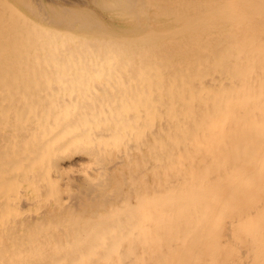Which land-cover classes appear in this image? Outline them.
<instances>
[{
	"label": "rangeland",
	"instance_id": "374dc122",
	"mask_svg": "<svg viewBox=\"0 0 264 264\" xmlns=\"http://www.w3.org/2000/svg\"><path fill=\"white\" fill-rule=\"evenodd\" d=\"M24 1L0 2V264H48L51 256L60 258L58 264H169V255L201 229L208 208L200 201L168 204V193L177 196L181 185L201 181L210 187L229 167L248 165L252 157L235 136L249 143L264 131V70L246 61L249 48L227 36L254 26L256 34L247 40L263 58L256 35L264 30V13L223 27L210 8L220 0ZM174 3L185 7L178 16L188 9L179 19L198 16L173 21L178 18L166 8ZM65 47L79 52L74 57ZM201 64L212 79L208 87L196 73ZM239 72L248 76V93L232 98ZM239 101L255 105L259 127L239 112ZM183 119L187 125L179 124ZM74 124L72 134H64ZM219 144V159L227 165L216 162ZM258 197V207L245 203L241 212L252 210L259 219L264 192ZM159 201L171 210L172 225L160 219ZM215 222L200 232L199 245L210 251L225 220L217 230ZM245 231L244 242L228 240L238 256L222 251L221 261L210 252L197 263L264 264V230ZM29 240L45 251L30 252L35 248ZM19 244L28 250L12 259ZM189 255L197 260L198 248Z\"/></svg>",
	"mask_w": 264,
	"mask_h": 264
},
{
	"label": "bare ground",
	"instance_id": "6f19581e",
	"mask_svg": "<svg viewBox=\"0 0 264 264\" xmlns=\"http://www.w3.org/2000/svg\"><path fill=\"white\" fill-rule=\"evenodd\" d=\"M7 1V0H6ZM24 1V0H23ZM119 1V0H117ZM122 2V0H120ZM126 1V0H125ZM128 1V0H127ZM135 1V0H134ZM202 1V0H201ZM204 1V0H203ZM206 1V0H205ZM209 1V0H208ZM1 2V0H0ZM29 2V1H28ZM27 2V3H28ZM171 1L169 0H165V3L169 4ZM187 2V1H186ZM223 2V3H221ZM240 0H220L219 1H215L212 2V7L211 10H212V14L215 15L213 18L215 19V17L218 15L217 18H219L218 20L219 23L217 24H221L224 25L225 24H228L229 22H236L237 24H241L243 25V22L247 18L248 15H245V14H256V17L260 14L257 15V13H264V0H242V2H244V5L241 6V8H238V5L240 4L239 3ZM23 3V2H22ZM24 3H26L24 1ZM173 3V2H172ZM3 4H5L3 2ZM184 4V3H183ZM198 4V3H197ZM206 4V3H204ZM7 5V4H6ZM5 5V6H6ZM26 5V4H25ZM228 6L227 8L225 7ZM149 6V5H148ZM167 6V5H166ZM182 3H174V5L168 10L166 8V13H169V16L170 17H173V19L175 17H177L178 19H172L173 21H179L181 23H185L187 22L188 20H191L193 18H196L198 15H193L190 19H179V18H182L184 16H182V14L184 12H186L185 7H184V11H182V13H180V16H178V12H179V9L180 7H182ZM187 6V5H186ZM200 6V5H199ZM206 6V5H205ZM28 7V6H27ZM189 7V5H188ZM196 7V6H195ZM207 7V6H206ZM4 8V7H3ZM165 8V7H164ZM205 8V7H204ZM208 8V7H207ZM209 8V9H210ZM228 8L230 10H228ZM17 9V8H16ZM23 9V8H22ZM25 9V7H24ZM195 9V8H194ZM201 9V8H200ZM20 10V9H19ZM191 10V9H190ZM204 10V9H203ZM206 10V9H205ZM228 12H227V11ZM164 11V10H163ZM201 11V10H200ZM258 11V12H257ZM188 12V11H187ZM193 12V11H192ZM195 12V11H194ZM34 13V12H33ZM165 13V14H166ZM6 15V14H5ZM31 15V14H30ZM183 15H186L185 13ZM192 15V14H191ZM212 15V16H213ZM4 16V15H3ZM182 16V17H181ZM188 16V15H187ZM211 16V14H210ZM15 17V16H14ZM158 17V16H157ZM259 17V16H258ZM6 18V17H5ZM36 18V17H34ZM161 18V17H160ZM204 18H207L208 20V16H203L201 17L200 19H204ZM212 18V17H211ZM216 18V19H217ZM146 20V19H145ZM197 20V19H195ZM212 20V19H211ZM213 21V20H212ZM216 21V20H215ZM260 21L264 24V15H261L260 16ZM39 22V21H38ZM197 22V21H196ZM211 22V21H210ZM256 22V21H255ZM180 23V24H181ZM209 23V20L206 24ZM215 23V22H214ZM254 23V22H253ZM261 23V24H262ZM29 24V23H28ZM188 24V23H186ZM205 24V23H204ZM261 24L259 25L261 27ZM8 25V24H7ZM138 25V24H137ZM9 26V25H8ZM32 26V25H31ZM220 26V25H219ZM245 26V25H244ZM251 26V24H250ZM178 27V26H177ZM222 27V26H221ZM254 26H251L250 27V31L246 32V33H243L242 35H238L237 33H235V31H233V29L228 32L227 36L228 38H231V41L232 43H237L238 45H240L241 47H244L245 49L249 48L248 50V55L246 57V61L250 64H253V65H259L262 67V69L264 70V61H263V58L260 57V49L256 47V45L254 43H252L251 41L247 40L249 38H251V36H254L255 33V30L254 31H251ZM264 27V26H263ZM11 28V27H10ZM239 28V27H238ZM243 28V27H242ZM252 28V29H251ZM241 29V28H240ZM2 30V28H1ZM201 30V29H200ZM203 31V30H202ZM201 31V32H202ZM243 31V29H242ZM7 32V30H6ZM37 32V31H36ZM200 32V33H201ZM212 32V31H211ZM242 33V32H241ZM3 34V32H2ZM51 36V35H50ZM248 36H250L248 38ZM257 37H259V40H257L258 42H260L261 44L264 45V30L262 29V32H260L258 35H256ZM10 38H12L11 36H9ZM225 39V38H224ZM255 39H257L255 37ZM8 40V38H7ZM56 40V39H55ZM79 40V39H78ZM222 40V38H218V40H216L218 43ZM10 41H12L10 39ZM210 41V40H209ZM215 41V40H214ZM8 42V41H7ZM51 42V41H50ZM229 42V41H228ZM82 43V42H81ZM102 43V42H101ZM104 43V42H103ZM183 43V42H182ZM256 43V42H255ZM9 44V43H8ZM65 44V43H64ZM75 44V42H74ZM78 43H76L77 45ZM237 44H235V46L237 47ZM84 45H89V41L88 42H84ZM233 47H234V44H232ZM49 46V45H48ZM101 48L104 47L103 44L100 45ZM172 46V45H171ZM60 48V47H59ZM62 48V47H61ZM156 48V47H155ZM54 49V48H53ZM95 49V48H94ZM196 49V48H195ZM230 49V48H229ZM64 50L68 51V54H72V56L74 54H77V52H73L74 49H71L70 47H65ZM78 50V48H77ZM168 50V49H167ZM231 50V49H230ZM228 50V52L230 51ZM155 53L156 50L154 49ZM240 51V50H239ZM37 52V51H36ZM35 52V53H36ZM39 52V51H38ZM54 52V51H53ZM71 52V53H70ZM7 53V52H6ZM160 53V52H159ZM236 53H238V51H236ZM62 54V53H60ZM80 54V53H79ZM32 55V54H31ZM241 56V54H239ZM68 56V55H67ZM221 56V55H220ZM218 56V61L215 60L216 64L217 65H220L222 64V58ZM238 56V55H237ZM74 57H76V55H74ZM31 58V57H30ZM152 58H155V57H152ZM145 59V58H144ZM73 60H75V58H73ZM154 60V59H153ZM240 59H237V57L234 59V67L235 69H237L238 65H239V61ZM263 61V62H262ZM30 62V61H29ZM233 62V61H232ZM7 63V62H6ZM152 63V62H151ZM221 63V64H220ZM233 64V63H232ZM14 65V64H13ZM24 65V63H23ZM44 65V64H43ZM155 65V64H154ZM229 65V64H227ZM2 66V65H1ZM175 66V65H174ZM177 66V65H176ZM219 66V67H220ZM155 69L157 68L156 66H154ZM258 67V66H257ZM23 68V67H22ZM159 68V67H158ZM38 70V69H37ZM156 71V70H155ZM155 71H153L155 73ZM160 71V70H159ZM28 72V71H27ZM79 72V71H78ZM158 72V71H157ZM40 73V72H39ZM44 73V72H43ZM159 73V72H158ZM196 73L199 75L200 77V80L202 81V85H205L208 87V85L211 83L212 79L211 77L209 76L208 72H207V67L204 66L203 64H201L199 67H198V70L196 71ZM253 73H259V71H256V72H253ZM80 74V73H79ZM263 74V73H262ZM158 75V74H156ZM155 75V76H156ZM253 75V74H252ZM255 75V74H254ZM257 77H261L260 75H255ZM157 77V76H156ZM215 77V76H214ZM24 78V77H22ZM158 78V77H157ZM199 80V81H200ZM237 80V82H235L237 85V88L235 90H232V92L230 93L231 94V97H235V98H239L238 96L240 95V93H244L247 89H248V85H249V79H248V76L247 74H242V73H238L237 75H235V81ZM200 83V84H201ZM225 83V82H223ZM197 83H191V85H195ZM194 87V86H193ZM221 90L225 89V84H222L221 86ZM204 88V87H203ZM207 89V88H206ZM15 90V89H14ZM247 92V91H246ZM245 92V93H246ZM248 93V92H247ZM229 94V95H230ZM37 97V96H36ZM172 98V97H171ZM262 100V99H261ZM37 101V100H36ZM28 102V101H27ZM22 104V103H21ZM34 104V103H33ZM5 105V104H4ZM238 105H239V112L240 113H243V115H245L247 118H246V121L250 120L251 122H254V123H258V120L255 118L256 117V112H253L252 111H255L253 110L254 106L255 105H250L249 103L247 104L246 102L244 101H239L238 102ZM261 110L264 111V105L261 104ZM195 114L197 115L198 114V110L195 111ZM241 115V114H240ZM177 119V118H176ZM184 120L183 119L182 121L179 122V124H183L184 125ZM187 121V120H186ZM187 123V122H186ZM185 123V124H186ZM233 124V123H232ZM251 124V123H250ZM166 125V124H165ZM187 125V124H186ZM259 127V123L258 124H255ZM75 126V124L69 128H66L65 130H63L64 134H72V128ZM158 126V124H157ZM163 126V124H162ZM48 127V126H47ZM183 127V126H182ZM166 128V127H165ZM257 128V127H256ZM255 128V129H256ZM263 129V127H262ZM161 130V129H160ZM264 130V129H263ZM166 131V130H164ZM163 134V133H162ZM145 135V134H144ZM209 138L210 135L208 136ZM264 131L262 132V134H258L257 137L255 138H251V141L249 143H252L253 141H257V143L255 142V144H249L248 142H244L240 139V136L239 137H236L235 136V141L241 145V148L242 149H246L245 151V155H248V157H252V160H246L248 162V165L246 163H238L236 164V168H233V167H229V170H228V173H227V176L225 177H221V179H217L210 187H207V188H204L203 187V182L201 181V183L199 182H196V183H193L191 186L190 185H181L180 186V190H179V193H177V196L173 195V194H170L168 193L167 197H170L169 199H167L166 197V200H169L168 201V204H173L174 202L177 203L179 202L181 205L183 204H187L188 206H194L198 203V201L202 202L204 205L207 206L208 210L207 212H205L201 218V229H197L195 234L192 236L191 238V241L190 240H187L186 242H184L183 246H184V249L180 250L177 255L176 254H170L169 257L167 258V261H169V264H183L184 262H186L188 259H191L190 257V253H191V248H195L197 247L198 248V251H199V255L197 258V260H190V263L192 262V264H198L197 262L200 261V258L202 256H206V255H210V252L212 253V255H214V257L219 253H221L222 251H226V253L228 252L230 255H233L235 253H238V249L236 251V248L235 245L231 244L229 241H236V242H242L243 240V237L244 236H247L246 234V231L245 229H248L251 233H254L255 234V230L256 228H260L261 230H264V213L262 214H259V219H254V215L257 214V213H254V215H252L251 211L252 210H247V209H243V212H241V205L243 207V204L245 203H248V209L249 207H252L255 206L256 202V199L259 198V194L262 195L263 192H264ZM212 141V140H211ZM263 143L261 144L263 147L260 148L259 147V144L260 143ZM69 143V142H68ZM246 143V144H245ZM254 143V142H253ZM230 145V144H229ZM239 145H236V147H238ZM253 145V146H252ZM255 145V146H254ZM232 146V145H231ZM235 146V145H233ZM232 146V148H233ZM219 147H221V144H219L216 149L214 150L215 152V156H216V162H220V164L222 165H227V163L224 162V160L222 161L221 159H219V153L221 152V150H219ZM244 147V148H243ZM166 149V148H165ZM235 149V148H233ZM231 150V148H228V151H234V150ZM227 150V149H226ZM236 150H238L236 148ZM235 150V151H236ZM240 150V148H239ZM213 151V150H212ZM230 151V152H231ZM242 151V150H241ZM230 152H227V153H230ZM255 152V154L257 155H253V153ZM222 153V152H221ZM244 152H242L243 154ZM252 153V154H251ZM235 154V153H234ZM239 156V153H237ZM259 154V155H258ZM261 154V155H260ZM37 155V154H36ZM174 155V154H173ZM241 155V154H240ZM243 154V156H245ZM251 155V156H250ZM221 156V155H220ZM242 156V158H243ZM258 156L259 159H255V157ZM211 157V156H210ZM222 157V156H221ZM204 161L208 162L209 163V156H205L204 157ZM211 159V158H210ZM237 159H239V157H237ZM256 160H258L257 162H255ZM213 161V159H212ZM237 161V160H236ZM239 161V160H238ZM214 162V161H213ZM256 163V164H255ZM213 164V163H211ZM226 167V166H225ZM61 172L64 171V169H60ZM7 179V178H6ZM6 182V181H4ZM180 182V181H179ZM263 186V187H262ZM163 188V187H162ZM89 189V188H88ZM169 189H167L166 191H168ZM164 191V190H163ZM63 192V191H62ZM91 192V191H90ZM172 193V192H171ZM262 193V194H261ZM163 196V195H162ZM245 198V199H242V197ZM178 199H180L178 201ZM165 202V200H163ZM160 202V201H159ZM261 203H263L264 205V198L263 200L260 201ZM158 203V202H157ZM21 204V203H20ZM251 204H254L253 206H250ZM166 205V204H165ZM165 205H163V203L160 202V207L159 205L157 204V208L159 210V216H160V219L162 220V222L164 221H167L166 223H168V225H172V223L174 222V219L171 215V210L169 208H166L164 207ZM181 205H177V207H180ZM186 205V206H187ZM257 205V204H256ZM262 206V205H261ZM236 207V208H235ZM258 207V205H257ZM172 208V207H171ZM256 208V207H254ZM253 208V209H254ZM146 209V208H145ZM19 210V209H18ZM151 210V209H150ZM237 212V215L234 219V214ZM257 212V211H256ZM174 213V212H173ZM18 215L16 213V218L14 219V222L16 221V226L20 224L19 220H18ZM136 215V214H135ZM20 216V215H19ZM18 217V218H17ZM256 217V216H255ZM218 218V219H217ZM220 218V219H219ZM122 219V218H121ZM145 220V219H143ZM142 220V221H143ZM225 220L224 222V225H223V229H222V236L220 238H216V243L215 245L212 246V250L210 251V249H206L204 248V246H200L199 245V240H200V232L204 229V227L208 228V224H212L213 222L214 223V226L215 227V230L218 229L219 227V224ZM6 221H11V219L9 217H7ZM124 221V220H123ZM133 221V220H132ZM34 222V221H33ZM135 222V221H134ZM161 222V223H162ZM167 225V226H168ZM42 226V225H41ZM43 227V226H42ZM46 228V227H45ZM104 228V227H103ZM206 228V229H207ZM44 229V227H43ZM115 230V229H114ZM113 230V231H114ZM182 230V229H181ZM199 230V231H198ZM215 230H212V231H215ZM15 231V230H14ZM112 231V232H113ZM198 231V232H197ZM50 232V231H49ZM172 233V232H171ZM63 234V233H62ZM54 235V233H53ZM175 235V233H174ZM256 235V234H255ZM56 236V235H55ZM67 236V235H66ZM173 236V235H171ZM60 237V236H59ZM65 237V236H64ZM218 237V236H217ZM245 238V237H244ZM250 238V237H249ZM230 239V240H229ZM59 240V239H58ZM70 240V239H69ZM90 240V239H89ZM104 240V239H103ZM102 240V241H103ZM229 240V241H228ZM245 240V239H244ZM47 241V240H46ZM246 241V240H245ZM42 242V241H41ZM59 242V241H58ZM244 242V241H243ZM29 243H30V246L32 245L34 247L35 245V241H31L29 240ZM46 243V242H45ZM78 244V243H77ZM120 244V243H119ZM29 245V244H28ZM27 245V246H28ZM48 245V244H47ZM28 246V247H30ZM70 246V245H69ZM86 246V245H85ZM120 246V245H119ZM45 247V246H44ZM52 247V246H51ZM55 247V246H54ZM53 247V248H54ZM68 247V245H67ZM32 248V247H31ZM35 248V247H34ZM49 248V247H48ZM116 248V247H115ZM115 248H113V251L116 250ZM52 249V248H51ZM171 249V248H170ZM247 249V248H245ZM28 248H24L23 245L20 246L19 244V247L17 249L16 252L14 253L13 251H10V254H9V257H11L12 259H15L18 255H21L23 252L27 251ZM43 250V245H38L36 246L35 250L33 251H30L32 253L36 252H40ZM45 251V250H43ZM54 251V250H53ZM116 251H119V250H116ZM29 252V251H28ZM47 252H49L50 254V249H47ZM66 252V251H65ZM249 252V251H248ZM254 252V251H253ZM41 253V252H40ZM52 253V252H51ZM84 253V252H83ZM112 253V252H111ZM45 254V253H44ZM115 254V253H114ZM218 254V257L219 259L222 261L221 259V255ZM241 253H239L240 255ZM24 255V254H22ZM52 255V254H51ZM50 255V256H51ZM116 255V254H115ZM85 256V255H84ZM83 256V257H84ZM235 256H238V254H235ZM73 257V256H72ZM77 257V256H76ZM86 257V256H85ZM113 257V255L111 256ZM252 257V256H250ZM26 258V257H25ZM51 261L50 263L48 264H58L59 262V259L60 258H57L55 256H51ZM115 258V257H114ZM229 257H227L228 259ZM242 258V256L240 257ZM29 259H31L29 257ZM75 259V258H74ZM116 259V258H115ZM83 261V259H81ZM218 260V261H220ZM240 260V259H239ZM21 261H23V259H21ZM63 262V261H62ZM187 264V263H186Z\"/></svg>",
	"mask_w": 264,
	"mask_h": 264
}]
</instances>
